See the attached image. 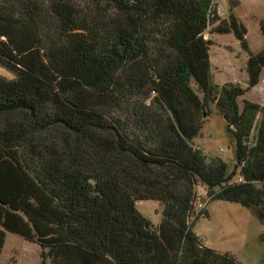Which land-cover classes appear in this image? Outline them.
Returning a JSON list of instances; mask_svg holds the SVG:
<instances>
[{
    "label": "trees",
    "instance_id": "trees-1",
    "mask_svg": "<svg viewBox=\"0 0 264 264\" xmlns=\"http://www.w3.org/2000/svg\"><path fill=\"white\" fill-rule=\"evenodd\" d=\"M228 3L223 20L214 0H0V65L15 76H0V257L15 235L41 264H241L190 225L203 188L264 227V107L231 120L212 77L208 33L247 49ZM262 72L251 57L250 86ZM213 105L234 126L260 115L251 150L228 128L232 171L194 144ZM143 201L162 206L157 227Z\"/></svg>",
    "mask_w": 264,
    "mask_h": 264
},
{
    "label": "rangeland",
    "instance_id": "rangeland-1",
    "mask_svg": "<svg viewBox=\"0 0 264 264\" xmlns=\"http://www.w3.org/2000/svg\"><path fill=\"white\" fill-rule=\"evenodd\" d=\"M214 2L217 4L220 18L226 20L230 12L228 0ZM238 3L234 14L246 29L247 49L234 33L206 35V38L212 41L210 55L211 64L215 66L213 83L219 84L218 100L226 104L231 120L236 113H242L246 104H259L264 107V72L255 86H250L248 73L251 57L257 58L264 54V37L260 31V23L264 20V0H238ZM0 76L9 80L15 77L1 65ZM259 123V113L251 109L245 112L236 126L228 124L213 105L194 144L202 149L208 158L219 156L224 159L232 171L235 165V139L228 128L231 131L236 128L244 131L248 135L246 144L251 150ZM199 192L202 195L197 198L190 220L193 231L211 249L229 253L241 264H253V258L259 248L255 239L259 231L258 222L255 221L253 225V222L243 217V214H247V217L252 218L251 215L248 216L250 212L247 209L225 202H209L204 189L199 188ZM137 210L155 227L161 223L162 206L158 202H139ZM8 238L9 243L0 257V264H41L39 246L17 236L9 235Z\"/></svg>",
    "mask_w": 264,
    "mask_h": 264
},
{
    "label": "crops",
    "instance_id": "crops-1",
    "mask_svg": "<svg viewBox=\"0 0 264 264\" xmlns=\"http://www.w3.org/2000/svg\"><path fill=\"white\" fill-rule=\"evenodd\" d=\"M218 12H219V10H218ZM219 15H220V12H219ZM240 20V19H239ZM211 66H212V77L215 75V73H214V71H213V68L215 67L213 64H211ZM214 80H215V82L217 83V81H216V79L214 78ZM219 83V82H218ZM217 85H219V84H217ZM244 213V212H243ZM249 215H251V213L250 214H248V216ZM243 217H245L246 219L248 218V220L250 221V222H253V225L256 223L255 221H257V219L253 216V215H251L250 217H252V218H249V217H247V214H245V216H244V214H243ZM258 222V227H259V231H258V235L256 236V241H257V243H258V250L256 251V255L254 256V258H253V264H264V242H262V241H260V236H262L263 234H264V227L259 223V221H257ZM257 225V224H256ZM256 225H255V227H256ZM8 236L9 235H7V238H6V243H5V247H4V250L6 249V246H7V243H9L8 242ZM13 236H15V235H13ZM18 237V236H17ZM22 239V238H21ZM206 245V244H205ZM206 246H208V245H206ZM209 247V246H208ZM210 248V247H209ZM4 250H3V253H4ZM2 253V254H3ZM240 262V261H239ZM241 263V262H240Z\"/></svg>",
    "mask_w": 264,
    "mask_h": 264
},
{
    "label": "built area",
    "instance_id": "built-area-1",
    "mask_svg": "<svg viewBox=\"0 0 264 264\" xmlns=\"http://www.w3.org/2000/svg\"><path fill=\"white\" fill-rule=\"evenodd\" d=\"M241 180V179H240ZM200 192H201V189H200ZM199 192V196H201L202 194Z\"/></svg>",
    "mask_w": 264,
    "mask_h": 264
}]
</instances>
